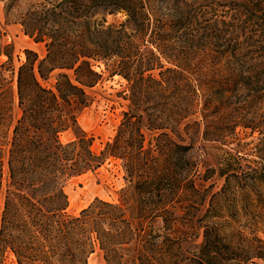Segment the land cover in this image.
Returning a JSON list of instances; mask_svg holds the SVG:
<instances>
[{
  "label": "trees",
  "instance_id": "1",
  "mask_svg": "<svg viewBox=\"0 0 264 264\" xmlns=\"http://www.w3.org/2000/svg\"><path fill=\"white\" fill-rule=\"evenodd\" d=\"M151 19L143 0L36 2L18 22L46 53L24 49L15 86L0 25V264H88L95 248L104 264H264V76L241 94L244 72L176 54ZM104 72L129 104L96 153L78 116ZM110 156L118 200L68 213L66 182Z\"/></svg>",
  "mask_w": 264,
  "mask_h": 264
},
{
  "label": "rangeland",
  "instance_id": "2",
  "mask_svg": "<svg viewBox=\"0 0 264 264\" xmlns=\"http://www.w3.org/2000/svg\"><path fill=\"white\" fill-rule=\"evenodd\" d=\"M7 1L0 0V25L5 32L2 42L11 45L7 48L11 53V67L4 71V76L12 80L15 86L16 70L25 58L24 49H31L40 57L45 55L46 50L43 43H35L25 35L18 22L32 4L41 0H16L9 8ZM143 1L152 19L157 20L152 27L159 26L156 31L165 35V44L176 54L182 51L197 52L198 55L191 56V60L205 59L230 64L234 75L244 72L245 78L242 81L237 79L233 87L235 85L236 90L245 95L248 94V87L264 76V0ZM125 17V13L119 11L107 16V21L119 24ZM237 51L242 54L238 55ZM171 58L184 59L182 55ZM162 61L165 63L164 58ZM5 62H8V57L1 54L0 65ZM94 63L96 70L104 69L101 62ZM85 90L91 102L79 114L78 124L90 138V148L98 153L112 139L122 113L127 110V82L118 75L104 72L101 80L85 87ZM60 138L63 142L69 141L74 138V133L66 131ZM199 153L196 148L193 150L194 155ZM125 185L121 160L110 156L94 171L66 182L67 212L78 214L95 198L115 202ZM87 261L88 264H104L102 251L95 248ZM5 263L15 264L12 254L6 255Z\"/></svg>",
  "mask_w": 264,
  "mask_h": 264
}]
</instances>
